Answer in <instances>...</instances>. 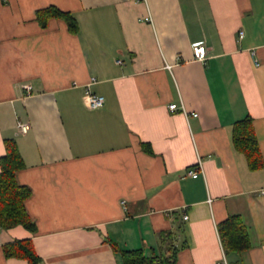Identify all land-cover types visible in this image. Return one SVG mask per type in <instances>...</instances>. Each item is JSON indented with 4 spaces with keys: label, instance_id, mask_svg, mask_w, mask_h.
<instances>
[{
    "label": "crops",
    "instance_id": "crops-1",
    "mask_svg": "<svg viewBox=\"0 0 264 264\" xmlns=\"http://www.w3.org/2000/svg\"><path fill=\"white\" fill-rule=\"evenodd\" d=\"M48 7L77 32L41 27ZM246 116L264 163V0H0V158L14 140L36 225L0 229V264H28L2 252L23 239L40 264H123L122 251L162 254L169 232L175 264H264V166L231 138ZM229 216L248 233L240 255L220 242Z\"/></svg>",
    "mask_w": 264,
    "mask_h": 264
},
{
    "label": "trees",
    "instance_id": "trees-1",
    "mask_svg": "<svg viewBox=\"0 0 264 264\" xmlns=\"http://www.w3.org/2000/svg\"><path fill=\"white\" fill-rule=\"evenodd\" d=\"M60 19L65 22L70 33L77 32L74 18L66 12L48 7L36 13L41 27H46L48 20ZM232 145L236 152L241 153L248 168L252 171L263 168L264 163L254 132L252 118L246 116L233 124ZM144 152L151 154L150 145L142 144ZM5 153L0 158V229L8 230L22 226L30 233L36 232V225L26 210V200L31 191L18 183L16 174L25 165L14 140H5ZM220 242L226 254L240 255L250 248L247 230L239 216H229L217 226ZM175 233L161 235L164 252L157 257L148 258L142 250L122 251L123 264H175L177 248ZM6 259L25 260L28 264H40L41 259L35 252L30 239L15 240L2 247Z\"/></svg>",
    "mask_w": 264,
    "mask_h": 264
},
{
    "label": "built area",
    "instance_id": "built-area-1",
    "mask_svg": "<svg viewBox=\"0 0 264 264\" xmlns=\"http://www.w3.org/2000/svg\"><path fill=\"white\" fill-rule=\"evenodd\" d=\"M193 56L198 59L199 61H205L206 59V49L201 44H194L191 46ZM253 55V52L251 53ZM120 64V61L117 62ZM29 89V87H26ZM85 93L88 96V105L91 109H97L104 105V98L100 95L93 94L90 90V86L88 85L85 89ZM168 110L171 113H174L177 111V106L175 104H171L168 106ZM183 111V110H182ZM184 112V111H183ZM186 114V113H185ZM194 117L197 116V114H193ZM17 128L20 133L25 134L29 130V125L26 123H18ZM201 171V167L198 166V169H192L188 171V175L192 178L198 177L199 173ZM188 217L184 215L183 219L186 220Z\"/></svg>",
    "mask_w": 264,
    "mask_h": 264
}]
</instances>
